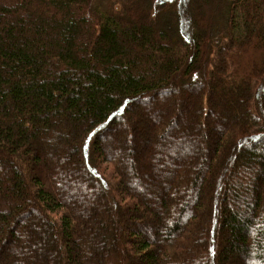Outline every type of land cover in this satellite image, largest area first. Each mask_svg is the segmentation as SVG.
<instances>
[{
	"label": "trees",
	"instance_id": "1",
	"mask_svg": "<svg viewBox=\"0 0 264 264\" xmlns=\"http://www.w3.org/2000/svg\"><path fill=\"white\" fill-rule=\"evenodd\" d=\"M186 100L205 133L198 165L167 149ZM142 105H157L142 157L170 168L163 188H143L133 138L124 162L101 143L112 125L141 129ZM162 189L155 213L140 191ZM148 218L153 239L136 229ZM38 251L44 264H264V0H0V264Z\"/></svg>",
	"mask_w": 264,
	"mask_h": 264
},
{
	"label": "rangeland",
	"instance_id": "2",
	"mask_svg": "<svg viewBox=\"0 0 264 264\" xmlns=\"http://www.w3.org/2000/svg\"><path fill=\"white\" fill-rule=\"evenodd\" d=\"M187 95V93H185ZM196 100V99H195ZM162 101V100H160ZM172 102V101H171ZM168 102V99L165 100V106L166 104L168 106H170V103ZM192 102V101H191ZM191 102H188L187 100L185 101L187 109L186 111L182 112L183 114L178 115V124L175 126L174 130L172 131V134L170 135V138L173 139L172 143H171V147H168L167 149L169 150V152L172 154L173 158H182L181 161H184L185 164L184 165H190V164H197L200 160V154L202 151L201 146L203 145L204 148V144H206V142L204 143L203 137L205 138V133L203 134V131H197V129L195 128V124H197V119L195 118V114H192L191 111V106L195 107L196 106V101L192 104ZM184 103V105H185ZM191 103V105H190ZM153 104H156L155 102H153ZM157 106V105H156ZM156 106L152 107V108H148L144 105H142L141 107H138L137 109H132L130 111H133L132 113H134V111L136 110V113L133 114L132 116L135 117V120H139L138 122H141V129H136L134 128V126H131V124L127 126V124H115L112 125L113 128L112 130H109L108 132H106L103 137V141L101 140V143L103 146H105L104 152L107 154V156L113 157V158H121L119 159L123 161L124 159H127V157H129V148H130V144H129V140L128 138H133V144L135 145L134 148V152H136L135 154V159L137 160V163L139 164V169H138V173L141 178V184L143 186L144 189H150V184L153 186H156L158 188H160V185L158 184V178L160 179V181L162 182V188L166 185V183H168V180L165 177V174L168 172V170L170 168H163L159 167L160 165H155L156 170L153 169V165L149 166V164L146 162V158L142 157L143 154H155L156 153V145L153 143L150 144V147L147 146V142L145 140L146 138V133L148 134V137L146 139H150L154 130H153V126L154 123L156 121H154V115L156 112ZM189 106V107H188ZM198 108H196L197 111ZM218 112V111H217ZM216 112V113H217ZM131 113V112H130ZM196 113V112H195ZM218 117V118H217ZM216 118L218 119L216 122V124H218V126H213L211 124L207 125L208 130L211 132L210 134H215L212 132H218L219 130H221V128L227 125L228 120L231 118V116H228V114H226L225 112H223L222 114L220 113L219 116H217ZM209 119V118H208ZM227 120V122H226ZM157 126V125H156ZM145 128L148 129V132L145 131ZM144 131V133H143ZM130 136V137H129ZM212 137H210L211 140ZM139 139V140H138ZM134 141L136 142V144L134 143ZM141 141V144H140ZM206 141V140H205ZM186 155V156H185ZM161 156V155H159ZM157 157V155H156ZM124 162V161H123ZM150 167H152V169H150ZM158 168V170H157ZM143 172V173H142ZM166 172V173H165ZM126 174H128L129 177L130 174L129 172L126 170ZM137 175L135 172L133 173V176ZM147 174L152 175V180L155 181V183H153L151 181V178H144V176H146ZM176 171L174 173V175L172 176V178L170 180H174V177H176ZM132 178V177H131ZM133 180V178H132ZM148 184V186H147ZM142 188V189H143ZM153 190V189H152ZM164 189H162V191H160L158 193V195L155 198H149L148 195L149 193H144V191H140V199L147 205H151V209L147 208L149 210H153V212L155 213H160V207H159V200L162 199V196H164L166 193L163 192ZM146 191V190H145ZM156 192V191H155ZM161 201V200H160ZM102 202V201H101ZM76 211L77 210L76 208ZM81 217L84 216L83 212L79 213ZM79 216V215H78ZM79 216V217H80ZM29 220L31 223H33L34 225L38 226L39 223V219L37 216H34L32 218H27L26 221ZM146 225L144 226H137L136 229H138L137 231H140L143 233V235L147 236L149 239H153L154 235L157 234L158 230L156 228V222L151 219L148 218ZM42 226V225H40ZM164 230V227H161V236H157V240H160L161 237L163 236L162 231ZM89 234L92 235V230H88ZM126 235H130L129 232L126 233ZM44 244V243H43ZM96 245L97 247L100 246V248L103 246V243L101 242V240H97L96 241ZM46 247V248H45ZM54 247V239L50 238L48 240V242H46V244H44V247H40L39 251L44 252L43 254H45L47 256L46 253L49 252V250L51 248ZM32 248V247H31ZM38 248V247H37ZM39 251L37 253H35V255H32L30 260H28L29 264L32 260V264H44V263H38V255ZM97 251V250H95ZM25 251H23L24 253ZM97 253V252H96ZM9 254V253H8ZM8 254L6 255L5 258L8 257ZM12 254V252H11ZM13 255V254H12ZM27 255V254H26ZM97 255V254H96ZM183 259H187L188 256V247H184L183 249ZM12 258H16V255H13ZM21 260H23L22 256L19 258ZM18 258L14 259V263L13 264H18L19 261ZM233 264L234 261H232ZM3 264H7V263H3ZM12 264V263H11ZM148 264V263H145Z\"/></svg>",
	"mask_w": 264,
	"mask_h": 264
}]
</instances>
